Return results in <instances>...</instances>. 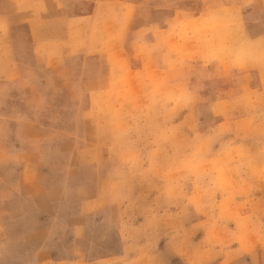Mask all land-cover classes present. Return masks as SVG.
<instances>
[{
  "label": "rangeland",
  "instance_id": "rangeland-1",
  "mask_svg": "<svg viewBox=\"0 0 264 264\" xmlns=\"http://www.w3.org/2000/svg\"><path fill=\"white\" fill-rule=\"evenodd\" d=\"M83 1L0 0V264H264L261 244L246 238L258 221L241 215L220 142L211 151L197 131L164 128L168 105V121L186 107L180 91L168 95L155 83L148 98L128 82L110 89L118 100L98 92L92 100L98 113L103 106L120 109L118 129L103 130L102 112L91 120L82 115L89 99L79 80L95 73L93 66L71 70L77 82L63 87L52 83L50 69L26 73L14 65V45L35 50L39 29L52 30L38 22L40 14L80 9ZM127 5L173 10L169 36L178 42L170 47L179 54L182 31L191 35L198 27L201 43L220 46L222 54L235 43L245 63L255 59L245 28L264 30V0H115L108 10ZM179 11L216 18L191 25ZM253 42L264 44V35ZM142 110L150 128L133 130ZM246 163L240 167L252 172ZM22 196L28 206L20 205ZM248 197L253 214H262L261 203ZM233 244L240 249L230 251Z\"/></svg>",
  "mask_w": 264,
  "mask_h": 264
},
{
  "label": "crops",
  "instance_id": "crops-1",
  "mask_svg": "<svg viewBox=\"0 0 264 264\" xmlns=\"http://www.w3.org/2000/svg\"><path fill=\"white\" fill-rule=\"evenodd\" d=\"M114 1L84 0L80 9L62 10L58 15L49 9L50 13L40 14L38 22L52 24V30L39 29L35 50L29 47L31 45H28L29 49H25L26 45L23 48L14 45V65L23 71L26 68V73L28 68L31 71L50 69L52 83L55 85L57 82L63 87L77 82L71 70L93 66L95 73H86L79 80L89 99L82 115L84 119L91 120L102 112L103 130L118 129L114 117L118 116L119 120L120 109L118 106H103L98 113V108L92 102L93 98L100 96L98 92L101 97L115 101L121 95L112 94L110 89L114 84L120 87V84L128 82L146 89L148 98L153 96L155 83H161L168 95L180 91L186 100V107L181 109L175 121H168L171 109L168 105V112H165L162 120L164 128L180 127L189 136L190 132L197 131L199 139L204 137L206 143H210L211 151L220 142L221 156L228 157L227 161L230 162L229 166L224 167V175L232 187L231 194L238 196L241 215L258 221L255 222V231H246L247 241L258 247L261 244V255H264V44L253 42L258 35H264V30L259 27L245 28L251 52L255 55V59L246 57L245 63L238 61L235 43L229 44L230 48L223 54L220 46L201 43V37L196 33L198 27L191 35L182 31L183 41L186 42L182 47L183 53L179 54L170 47V44L178 42L169 36L171 23L177 15L173 10L152 7L130 11L128 5L119 10L114 7L108 10L110 2ZM209 14L178 12L186 21L184 23L191 25L200 20L216 18ZM253 29L259 31L254 33ZM176 66L179 70L173 69ZM22 76L20 80L26 84L27 79H22ZM98 84L103 85V92L98 91ZM121 90L125 91L123 88ZM139 94L142 95L140 90ZM145 113V110L137 111L139 119L133 123V130H149L150 126L147 125L151 122L141 121ZM36 127L38 131H45L38 125ZM212 156L215 159L216 156ZM245 160L253 168H250L252 172L245 173L244 166L240 167ZM249 195L261 203L256 207L262 214H253L252 207L247 206ZM20 199L21 206H28L26 198L22 196ZM228 226L234 232L238 230L231 223ZM71 242L79 243V240L74 237ZM233 245L230 251L240 249L238 244ZM240 257L244 255L240 254Z\"/></svg>",
  "mask_w": 264,
  "mask_h": 264
}]
</instances>
